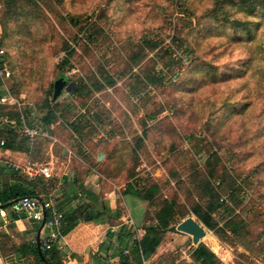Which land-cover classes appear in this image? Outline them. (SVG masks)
<instances>
[{
	"label": "rangeland",
	"instance_id": "374dc122",
	"mask_svg": "<svg viewBox=\"0 0 264 264\" xmlns=\"http://www.w3.org/2000/svg\"><path fill=\"white\" fill-rule=\"evenodd\" d=\"M0 46L19 104L0 105V141L20 159L54 185L81 166L103 193L158 186L162 237L193 218L215 264H264V0H0ZM61 77L76 90L54 101ZM20 110L52 138L9 127ZM171 242L158 264H199Z\"/></svg>",
	"mask_w": 264,
	"mask_h": 264
},
{
	"label": "crops",
	"instance_id": "0c3cea01",
	"mask_svg": "<svg viewBox=\"0 0 264 264\" xmlns=\"http://www.w3.org/2000/svg\"><path fill=\"white\" fill-rule=\"evenodd\" d=\"M3 94L4 91L0 89V96ZM0 105L10 108L17 106ZM32 119L34 117L30 121ZM36 126L50 134V129ZM9 127L23 133L20 121H17L15 125H9ZM38 138L51 139L52 137ZM27 140L29 141L28 138ZM4 142L6 143V141ZM19 147L16 146V148ZM4 148L5 145L0 146V192L6 187L26 186L24 178L29 181L35 180V183L30 182L33 183L32 192L34 195L44 199L53 196L56 200V208L65 215V226L60 230V238L52 244V247L58 251L60 264H127L122 262V258L128 259L130 264H135L138 254L144 263L152 264L164 254L163 250L174 252L172 238L176 241L189 240L194 249L199 244H203L200 242L198 245H194L193 238L184 233L172 234L168 232L162 238L156 252L149 258H145L141 253L140 242L149 227L147 221L149 202L130 194L125 195L124 192L122 194L103 193V183L99 180L100 174L94 169L89 171L81 166L67 171L64 175L57 174L58 180L55 185L51 181L53 173L44 182H39V178L44 176L31 178L21 172L14 171L11 167L12 164L21 166L34 164L35 167H38V164L32 163L29 158L20 159V155L26 157V153L20 152L23 149L3 150ZM100 158L102 160L100 156L99 161H101ZM19 200L14 201L18 202ZM12 205L5 206L0 210V264H41L35 257L34 249L38 250L40 235L43 251L46 240L52 231L47 229L46 232L45 227L40 230L42 224L29 219L25 213L14 214ZM8 207L10 209H7ZM1 211L4 212V216L1 215Z\"/></svg>",
	"mask_w": 264,
	"mask_h": 264
},
{
	"label": "built area",
	"instance_id": "2783aa9c",
	"mask_svg": "<svg viewBox=\"0 0 264 264\" xmlns=\"http://www.w3.org/2000/svg\"><path fill=\"white\" fill-rule=\"evenodd\" d=\"M6 51L0 46V89L4 91V94L0 96V104H10L19 106L16 99L13 97V93L8 83L11 80V72L6 64ZM35 116L34 111L23 112L20 111L19 121L23 127V134L29 141L33 142L38 137L51 138V135L37 126L29 127L30 119ZM15 124V122H13ZM5 145L4 141L0 142V146ZM12 169L16 172H21L28 177L36 178L37 176H44L50 178L53 169L47 167H35L33 164L21 166L18 164H12ZM12 211L14 214L19 215L25 213L29 219L42 224L45 221V227L52 231L47 238L44 250H51L52 244L59 240L60 230L65 226L64 213L56 208V200L52 196L48 199L37 197H24L18 202L12 205ZM1 215H5L1 211ZM59 231V232H57Z\"/></svg>",
	"mask_w": 264,
	"mask_h": 264
},
{
	"label": "trees",
	"instance_id": "16d2710c",
	"mask_svg": "<svg viewBox=\"0 0 264 264\" xmlns=\"http://www.w3.org/2000/svg\"><path fill=\"white\" fill-rule=\"evenodd\" d=\"M75 90H72V91H75ZM12 108H15V107H12ZM17 117L18 115L14 118L11 117L12 120L6 119L7 120L6 123L10 125H15L17 121H19V120H15ZM13 122H15V124H13ZM50 135H52L51 131H50ZM37 140H46V139L37 138L33 143H31V145L33 146ZM13 143L6 142L5 148L9 150L23 149L22 147L16 148V146H14ZM39 179H40L39 182H42V181L44 182L47 178L40 177ZM26 180H24L26 181V186L15 185L12 187H6L2 192H0V206H8L11 204L12 201L19 200L20 198L22 199L24 197H37L38 198L39 196H35L34 193L32 192V187H33L32 184L35 183L36 181L35 180L29 181L28 179ZM30 182H33V183H30ZM28 186H30V189H27ZM158 191H159L158 186H152L145 195H141L138 190L132 187V185H128L126 190L124 191V194L125 195L130 194L141 200L152 203ZM205 224L207 226H210V223L208 221H205ZM231 229L233 232H237L239 230V226L232 223ZM173 231L175 232L176 229L173 228ZM159 232H161V230H159L158 227H148L147 228L146 235L140 242L141 253L143 254L145 258H149L151 255H153L158 249V247L160 246L163 237H162V234H160ZM34 253H35V257L41 264H60L59 259H58L59 258L58 251L54 247H52L51 250H43V256H40L38 254V250L36 248L34 249ZM192 256H193V259L199 264H215V261H216V255L212 251H210L204 244H199L197 248L194 249ZM121 260L123 263L130 264L128 259L122 258Z\"/></svg>",
	"mask_w": 264,
	"mask_h": 264
},
{
	"label": "water",
	"instance_id": "95a60500",
	"mask_svg": "<svg viewBox=\"0 0 264 264\" xmlns=\"http://www.w3.org/2000/svg\"><path fill=\"white\" fill-rule=\"evenodd\" d=\"M76 86L75 84L71 83L68 85V81L61 77L54 83V94H53V100L57 101L63 94V91L71 92L72 90H75ZM101 160V158H100ZM17 201H14L11 204H15ZM5 206H0V210L4 209ZM45 227V221H43L40 230H42ZM177 231L184 233L186 235H189L193 238L194 245H198L206 236L205 229L193 218H188L182 223H180L177 226ZM38 252L40 256H43V251L40 243V235H39V241H38Z\"/></svg>",
	"mask_w": 264,
	"mask_h": 264
}]
</instances>
